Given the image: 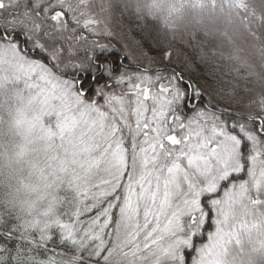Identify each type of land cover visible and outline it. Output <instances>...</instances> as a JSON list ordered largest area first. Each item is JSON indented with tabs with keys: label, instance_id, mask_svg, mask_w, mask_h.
<instances>
[{
	"label": "snow or ice",
	"instance_id": "6c2138e0",
	"mask_svg": "<svg viewBox=\"0 0 264 264\" xmlns=\"http://www.w3.org/2000/svg\"><path fill=\"white\" fill-rule=\"evenodd\" d=\"M70 9L0 0V92L42 194L0 205V264H225L264 226V94L249 111L246 87L194 80L154 24L157 55L117 54L107 23Z\"/></svg>",
	"mask_w": 264,
	"mask_h": 264
},
{
	"label": "rangeland",
	"instance_id": "374dc122",
	"mask_svg": "<svg viewBox=\"0 0 264 264\" xmlns=\"http://www.w3.org/2000/svg\"><path fill=\"white\" fill-rule=\"evenodd\" d=\"M71 6V14L96 18L111 28L110 38L117 54L127 51L140 57L141 48L157 55L154 45L144 41L147 33L142 26L155 25L159 33L172 42V64L185 70L189 50L193 47L211 49L226 59V72L233 81L249 91L248 99L264 94V0H64ZM124 6L128 11L124 12ZM129 16L134 21L128 19ZM204 37V41L198 38ZM148 39V38H147ZM186 71V70H185ZM187 73V71H186ZM194 80L205 78L188 72ZM16 102L7 92H0V114L6 117L0 132L1 171L10 181L7 201L26 208L41 193L33 187L36 180L30 176L31 150L24 157L17 153L25 143L24 136L15 123ZM0 115V116H1ZM2 120L0 119V122ZM225 264H264V226L239 234L227 245Z\"/></svg>",
	"mask_w": 264,
	"mask_h": 264
},
{
	"label": "trees",
	"instance_id": "16d2710c",
	"mask_svg": "<svg viewBox=\"0 0 264 264\" xmlns=\"http://www.w3.org/2000/svg\"><path fill=\"white\" fill-rule=\"evenodd\" d=\"M148 28H149V30H151L152 25H150ZM146 33L148 35H147L146 38L144 37V41L146 39L145 42H149V44H151L153 46L154 45V41L149 38V32H146ZM159 34L163 37L162 43L164 45H166L165 44L166 42H172V40L170 38L166 37V35H164L162 33H159ZM151 35H156V33L152 32ZM198 38L200 40L204 41V37L202 35H199ZM194 50L202 52L203 55L206 58H208L209 60L217 63L219 65L218 69H214V66L211 63L201 62L200 59H199V56L196 54V52ZM220 55L221 54L218 53V52H212L211 49L203 50L201 48L193 47L191 50H189V53H188V56H187V63L185 64V70L187 71V73L188 72H195L196 74H200L205 79L208 78L209 74L216 75L217 79L220 77V75H222L223 78L226 81H229L228 79H231V76L228 73V71L226 72L227 69L229 70V68L227 66L228 65L227 64L228 61H226V59L223 58ZM222 86L223 87H227L226 84L222 85ZM0 119L2 120L0 122V132H1L3 124L6 123V117H4V115H1ZM0 150H1V148H0ZM9 185H10L9 177H8V175L6 173L1 171V164H0V205H8V204H10V202L7 201L8 195L10 193Z\"/></svg>",
	"mask_w": 264,
	"mask_h": 264
}]
</instances>
